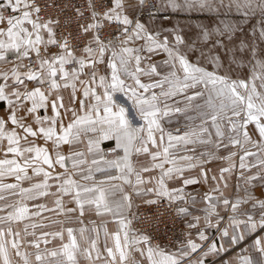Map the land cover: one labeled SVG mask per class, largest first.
I'll return each mask as SVG.
<instances>
[{"label": "snow or ice", "instance_id": "obj_1", "mask_svg": "<svg viewBox=\"0 0 264 264\" xmlns=\"http://www.w3.org/2000/svg\"><path fill=\"white\" fill-rule=\"evenodd\" d=\"M169 9L218 22L165 27ZM177 114L188 123L169 131ZM5 177L19 199L0 215V264H237L222 255L241 244L255 255L240 264H264V0H0ZM86 211L118 225L103 250L97 228L65 227Z\"/></svg>", "mask_w": 264, "mask_h": 264}, {"label": "crops", "instance_id": "obj_2", "mask_svg": "<svg viewBox=\"0 0 264 264\" xmlns=\"http://www.w3.org/2000/svg\"><path fill=\"white\" fill-rule=\"evenodd\" d=\"M161 15L169 16L168 20H170V18H171V15H169L168 13L165 14L164 12H161ZM167 23H168V21H165V26L167 25ZM156 59L160 60V59H162V57L157 56ZM41 114H43V113L41 112ZM189 115H191V113H189ZM177 120L179 121V123L176 122ZM184 121H186L185 118L182 115L177 114L176 116L173 117V123L170 125H167V129L169 131H173V132H175V129L177 127L184 129V126L182 124V122H184ZM41 143H43V141H41ZM114 147H115V141L114 140L104 141L101 144V148L104 149L105 152H108L111 148H114ZM80 150H86V149L82 145V146H80ZM65 151H67V146H65ZM197 153H199V152H197ZM120 154L121 155L123 154L122 151L120 152ZM89 161H90V158H89ZM220 165L227 166V163L226 162L217 163V161H214L213 164L210 165V167L215 168L218 171V166H220ZM113 172H114V170H113ZM96 176H97V178H102L100 173H97ZM13 181H15V180L12 177L0 178V184L12 183ZM233 183H235V181H233ZM22 186L28 187L29 185L27 184V182H24L22 184ZM208 188H209L208 184H204L202 187L196 186L197 191H207ZM188 191H192V188L189 187ZM0 192H1V195H3L5 197V200H0V201L12 202V201L19 199L18 196L12 195L10 191L5 190V191H0ZM118 196H119V194H117V198H118ZM52 215H53V217H63V216H55L54 214H52ZM78 216H79V214L76 213L71 224H66L65 227L71 226V227L76 228V230H77L76 233H78V229L81 227L89 229V230H91L94 227L97 228L99 230L98 247L101 250H103V245L105 242L104 230L106 229L109 233H112V232L116 231L118 228V225L113 221V218L111 216H107V215H105L104 217H98L95 215L94 212H87V211L85 212L83 217H79V219H77L76 217H78ZM79 220H82L83 223H80ZM48 231L51 232L49 229H48ZM87 235H89L93 238H95V236H96V234L91 232V231H89L87 233ZM130 235H131V232H130ZM109 243H111V241H109ZM248 243L251 244V240H249ZM52 247H53L52 245L42 246L41 249L52 248ZM243 247H245V245L241 244L240 246L230 250L227 255H222V258L224 260L233 259V260H236L237 264H240V261L237 259L238 255L241 257L242 256H249L250 258H251V256L255 255V253L250 254L247 252H241V249ZM136 255H137V258H139L138 254H136ZM50 259H52V258H50ZM212 259H215L216 264H220L221 257H214ZM209 264H211V261L209 262Z\"/></svg>", "mask_w": 264, "mask_h": 264}, {"label": "rangeland", "instance_id": "obj_3", "mask_svg": "<svg viewBox=\"0 0 264 264\" xmlns=\"http://www.w3.org/2000/svg\"><path fill=\"white\" fill-rule=\"evenodd\" d=\"M161 12H164L165 14L168 13L169 15H171L170 20H168V23L165 26V27H169V28L174 27V26H184L186 24H193V25L196 24V23H205V24H207L210 20L213 21V22H218L216 14L208 13V12H190V13L189 12H173L171 9H169L167 11L161 10ZM160 16H163V15H161V13H160ZM219 19H230L232 21H239L241 19V17L237 13L231 12L227 16H224L221 13L220 16H219ZM245 71H250V69H245ZM257 83H258V81H257ZM194 115H195V113H191V116H194ZM186 123H188V121L182 122L183 126H185ZM196 123H199V121L197 120ZM248 147L251 148V145H249ZM196 149H197V152H200V151H203L204 150L203 149V146H199V145L196 146ZM251 150L253 152H258L259 151L257 148H251ZM221 153L223 155H227L228 154L227 152H224L223 149H221ZM250 160H252V162H255V160L252 159V158H250ZM223 162H226V161L217 160V163H223ZM237 163H238V160H237ZM14 182L15 181H13L12 183H14ZM0 195H1V192H0ZM13 202L14 201H12V202L0 201V208H4V205L6 203H13ZM40 202L41 203H46L49 206H52L51 201L41 200ZM33 203L34 202H32V201H29L28 202L30 208L32 207ZM9 210L10 209L4 208V211L0 212V215H5L7 213V211H9ZM52 214L53 213L45 212V213L42 214V216H44V217H50L51 219H64V217H53ZM44 222L47 223V224H49V226L47 228L43 229V231H48V229L51 232L60 230V225H58V224H51V223H49L48 220H45ZM74 229L76 230V228H74ZM30 231H31V229H30ZM40 233H41V230L40 229H37L36 230L37 236H39ZM76 234H77V236L79 235L78 233H76ZM28 239H31V237H29ZM49 239L51 240L52 238L49 237ZM58 243H59L58 240H53L52 243H50L48 245H52L53 247H55V246L58 245ZM48 245H45V244L41 243V247L42 246H48ZM14 259L19 260L18 257H14Z\"/></svg>", "mask_w": 264, "mask_h": 264}, {"label": "built area", "instance_id": "obj_4", "mask_svg": "<svg viewBox=\"0 0 264 264\" xmlns=\"http://www.w3.org/2000/svg\"><path fill=\"white\" fill-rule=\"evenodd\" d=\"M161 17H164V16H161ZM154 210L155 209H153V211ZM147 215H150V213H148ZM128 219H132V217L129 215ZM181 228L182 226L179 223L176 224L175 228H173V226L169 224L167 235H164L161 239V245L163 247H170V243H169L170 240L172 243H176L182 236ZM130 229L138 235L141 233H150V234L155 235V233L153 232V229L149 228L148 225L143 221L133 220L132 225H130ZM161 231L162 232L164 231L163 226H161Z\"/></svg>", "mask_w": 264, "mask_h": 264}]
</instances>
